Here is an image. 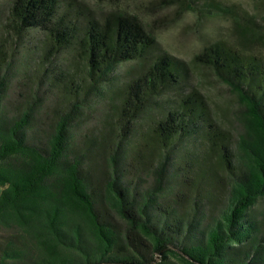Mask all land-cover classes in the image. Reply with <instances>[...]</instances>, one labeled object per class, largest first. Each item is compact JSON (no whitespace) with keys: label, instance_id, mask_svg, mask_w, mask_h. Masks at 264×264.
<instances>
[{"label":"trees","instance_id":"obj_1","mask_svg":"<svg viewBox=\"0 0 264 264\" xmlns=\"http://www.w3.org/2000/svg\"><path fill=\"white\" fill-rule=\"evenodd\" d=\"M167 3L232 20L236 46L214 42L193 64L237 97L236 137L197 91L186 92V63L165 53L148 61L156 40L134 16L96 20L68 0L8 4L0 24V264H264V56L252 49L264 47V34L235 5ZM27 38L48 83L40 95L57 103L52 118L39 87L8 107L14 53ZM63 54L69 62L59 65ZM133 62L138 68L115 74ZM89 95H110L111 105L81 140Z\"/></svg>","mask_w":264,"mask_h":264},{"label":"rangeland","instance_id":"obj_2","mask_svg":"<svg viewBox=\"0 0 264 264\" xmlns=\"http://www.w3.org/2000/svg\"><path fill=\"white\" fill-rule=\"evenodd\" d=\"M198 0H196L197 2ZM225 5H235L248 12L255 19L258 30L264 34V0H217ZM11 0H0V24L5 20L8 4ZM72 7H76L82 14H90L96 20L109 12L125 13L134 16L145 30L151 33L156 40V47L148 57V61L158 54H168L186 63L189 68V76L185 84L186 92L197 91L206 103L212 119L231 137H236L239 132V103L237 97L228 87L217 80L208 69H202L193 64V58L206 46L223 41L236 46V35L232 20L221 15H210L192 11H180L175 5L168 6L167 0H68ZM262 5V6H261ZM35 37V36H33ZM36 42L25 40V50L14 53L16 63L12 72V79L8 82V107L14 104H23L26 97L35 94L37 87L39 98L47 114L44 117L52 118L51 110H57V103L49 101L50 95H40L44 91L45 77H40L37 72V57L33 53ZM258 49V53L264 56V47L252 46ZM69 62L67 55H60L56 61L63 65ZM139 63H125L116 69L115 74L126 73L131 68H138ZM117 78L118 75H116ZM41 82V83H40ZM40 83V84H39ZM86 105L83 106L84 122L76 129V135L83 140L91 132L98 130L99 114L111 105V96L89 95L86 97ZM62 109V106H60ZM79 140V139H78ZM80 141V140H79Z\"/></svg>","mask_w":264,"mask_h":264}]
</instances>
